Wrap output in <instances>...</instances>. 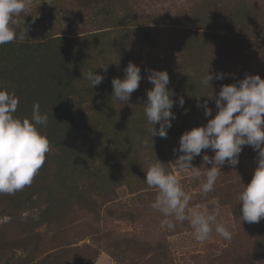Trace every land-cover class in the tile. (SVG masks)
Masks as SVG:
<instances>
[{"label":"rangeland","instance_id":"374dc122","mask_svg":"<svg viewBox=\"0 0 264 264\" xmlns=\"http://www.w3.org/2000/svg\"><path fill=\"white\" fill-rule=\"evenodd\" d=\"M23 15L24 40L0 46V88L19 97L17 117L30 119L39 103L51 151L31 185L0 194V264H264V218L243 221L236 199L258 151L243 146L207 195L204 176L179 171L182 153L174 152L185 131L216 114L214 99L211 117L197 107L212 91L201 84L208 69L224 74L210 82L214 95L246 75L264 79V0H32ZM129 62L142 80L121 104L111 81ZM90 69L104 76L93 88L84 79ZM146 70H166L173 100H185L172 108L167 138L147 131ZM205 153L214 156L202 150L192 161L202 173L212 166ZM156 158L192 195L191 207L212 212L219 200L230 241L213 231L198 242L187 221L160 227L150 208L157 190L144 182L145 161Z\"/></svg>","mask_w":264,"mask_h":264},{"label":"clouds","instance_id":"9594fccd","mask_svg":"<svg viewBox=\"0 0 264 264\" xmlns=\"http://www.w3.org/2000/svg\"><path fill=\"white\" fill-rule=\"evenodd\" d=\"M32 0H0V46L15 40L23 41L25 30L24 13L28 11ZM35 19V18H34ZM27 31V30H26ZM108 65H101L107 72ZM147 79L153 87L147 91L144 112L147 117V127L150 137L167 138L172 120L176 119L172 108L174 104L183 108L185 100L181 96L173 100L174 93L168 88L170 78L166 70H146ZM124 77L113 78V98L121 104H127L131 95L139 88L142 80L141 68L129 62L124 69ZM223 73L215 76L207 74L201 79V84L210 87L212 91L207 100L198 108H203L206 117L212 116V108L208 101L213 100L217 109L213 118L206 125L194 127L185 131L179 140V155L175 165L181 172L189 173L193 178L204 176L200 184V192L204 195L214 191L221 174V168L227 164L235 167L239 163V155L243 146H251L258 151L256 168L251 181L236 197L241 205L242 220L247 223H258L264 218V79L259 75H246L238 83L222 85L218 94L214 95L210 84L214 79H223ZM84 79L91 88L102 83L104 76L96 70H88ZM19 97L14 92L0 88V194H15L31 185L33 179L43 167L46 154L51 151L50 141L38 126L46 127L47 114H42L39 103H34L32 115L20 118L14 114L19 105ZM187 111V110H185ZM159 123L157 129L155 125ZM148 143L145 137L142 141ZM202 150H211L214 156L205 153L204 164L210 168L201 172L192 161ZM147 171L144 182L149 188L157 190L150 208L162 216L160 227L174 230L178 223L188 222L193 230V238L198 242L209 239L213 231L225 240L232 239V233L217 221L221 204L213 200L214 211L207 212L198 207H191L192 195L185 191L176 174L165 168L157 158L155 161H145Z\"/></svg>","mask_w":264,"mask_h":264}]
</instances>
